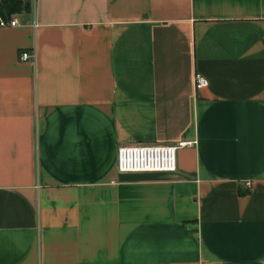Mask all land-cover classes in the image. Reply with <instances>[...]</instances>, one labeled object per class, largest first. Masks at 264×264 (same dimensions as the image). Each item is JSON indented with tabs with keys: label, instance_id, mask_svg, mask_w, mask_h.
<instances>
[{
	"label": "crops",
	"instance_id": "1",
	"mask_svg": "<svg viewBox=\"0 0 264 264\" xmlns=\"http://www.w3.org/2000/svg\"><path fill=\"white\" fill-rule=\"evenodd\" d=\"M14 17L0 264H264V0H34ZM180 142L175 172L117 169L121 146Z\"/></svg>",
	"mask_w": 264,
	"mask_h": 264
},
{
	"label": "built area",
	"instance_id": "2",
	"mask_svg": "<svg viewBox=\"0 0 264 264\" xmlns=\"http://www.w3.org/2000/svg\"><path fill=\"white\" fill-rule=\"evenodd\" d=\"M16 17L9 20L0 15V27L15 25ZM23 61H36V53L23 52ZM209 85L208 80L200 74L194 78L196 91ZM192 142H180L177 145H132L121 146L117 151V169L119 172H175L178 167L177 155L179 148L191 146ZM248 185H250L248 183Z\"/></svg>",
	"mask_w": 264,
	"mask_h": 264
},
{
	"label": "trees",
	"instance_id": "3",
	"mask_svg": "<svg viewBox=\"0 0 264 264\" xmlns=\"http://www.w3.org/2000/svg\"><path fill=\"white\" fill-rule=\"evenodd\" d=\"M32 7V0H0V15L9 20L18 13L31 11Z\"/></svg>",
	"mask_w": 264,
	"mask_h": 264
},
{
	"label": "rangeland",
	"instance_id": "4",
	"mask_svg": "<svg viewBox=\"0 0 264 264\" xmlns=\"http://www.w3.org/2000/svg\"><path fill=\"white\" fill-rule=\"evenodd\" d=\"M32 2L34 3V0H32Z\"/></svg>",
	"mask_w": 264,
	"mask_h": 264
}]
</instances>
